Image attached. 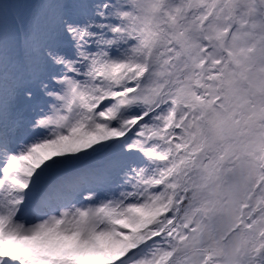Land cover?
<instances>
[{"label":"snow or ice","instance_id":"6c2138e0","mask_svg":"<svg viewBox=\"0 0 264 264\" xmlns=\"http://www.w3.org/2000/svg\"><path fill=\"white\" fill-rule=\"evenodd\" d=\"M0 264H264V0H0Z\"/></svg>","mask_w":264,"mask_h":264}]
</instances>
